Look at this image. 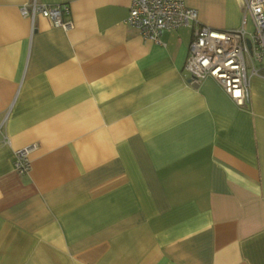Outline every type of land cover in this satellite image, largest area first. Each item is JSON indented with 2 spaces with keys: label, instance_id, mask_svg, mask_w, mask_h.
Instances as JSON below:
<instances>
[{
  "label": "crops",
  "instance_id": "1",
  "mask_svg": "<svg viewBox=\"0 0 264 264\" xmlns=\"http://www.w3.org/2000/svg\"><path fill=\"white\" fill-rule=\"evenodd\" d=\"M29 1L0 0V264H264V66L239 107L189 83L196 25L155 43L129 0H37L64 30ZM184 3L254 31L244 0Z\"/></svg>",
  "mask_w": 264,
  "mask_h": 264
},
{
  "label": "built area",
  "instance_id": "2",
  "mask_svg": "<svg viewBox=\"0 0 264 264\" xmlns=\"http://www.w3.org/2000/svg\"><path fill=\"white\" fill-rule=\"evenodd\" d=\"M127 23L140 30L150 41L160 43L169 31L196 25L189 46L185 70L190 84H200L207 78L215 80L225 94L239 107L250 101V75H258L264 66V0H244L254 24V31L242 29L223 32L198 23L197 12L185 6L184 0H129ZM69 5H41L30 0L21 8V14L34 25L38 16L51 26L70 30L72 22L67 19ZM246 24V17L243 25ZM250 42V47L248 46ZM239 93V95H237ZM35 147L19 149L15 153L14 167L19 174L32 169L31 154Z\"/></svg>",
  "mask_w": 264,
  "mask_h": 264
},
{
  "label": "water",
  "instance_id": "3",
  "mask_svg": "<svg viewBox=\"0 0 264 264\" xmlns=\"http://www.w3.org/2000/svg\"><path fill=\"white\" fill-rule=\"evenodd\" d=\"M248 46L250 47V42H248ZM189 82H190V80H189ZM192 86L193 87H198V84L194 83V84H192Z\"/></svg>",
  "mask_w": 264,
  "mask_h": 264
},
{
  "label": "snow or ice",
  "instance_id": "4",
  "mask_svg": "<svg viewBox=\"0 0 264 264\" xmlns=\"http://www.w3.org/2000/svg\"><path fill=\"white\" fill-rule=\"evenodd\" d=\"M237 95H239V93H237Z\"/></svg>",
  "mask_w": 264,
  "mask_h": 264
}]
</instances>
